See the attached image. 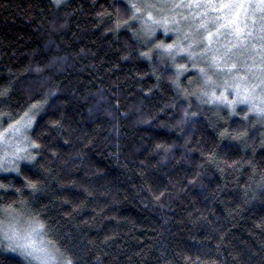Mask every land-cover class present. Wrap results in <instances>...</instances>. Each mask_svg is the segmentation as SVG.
Segmentation results:
<instances>
[{
    "label": "trees",
    "instance_id": "trees-1",
    "mask_svg": "<svg viewBox=\"0 0 264 264\" xmlns=\"http://www.w3.org/2000/svg\"><path fill=\"white\" fill-rule=\"evenodd\" d=\"M130 16L127 1L0 0V115L40 106L35 159L0 175V223L42 222L61 264H264V122L186 97L170 60L139 55L176 34L146 44L116 27ZM0 264L27 263L0 245Z\"/></svg>",
    "mask_w": 264,
    "mask_h": 264
},
{
    "label": "snow or ice",
    "instance_id": "snow-or-ice-1",
    "mask_svg": "<svg viewBox=\"0 0 264 264\" xmlns=\"http://www.w3.org/2000/svg\"><path fill=\"white\" fill-rule=\"evenodd\" d=\"M61 2L62 0H55L57 6ZM129 7L131 9L129 20L121 22L117 19L116 27L119 28L122 24L125 27H129V21H139L141 29L139 32H134L133 34L137 39H143V42L146 44L149 43L148 38L154 35L157 26H165V31L167 32L170 30L166 27L169 23L176 25L174 29H171L177 33L176 41L167 45L163 43L154 44L147 51L140 52L139 55L152 60L153 52L155 51L160 63H164L167 59L175 64L177 56L181 53L186 54L188 59L192 61V67L198 69L199 78L203 82V86L200 87L198 92L196 90L189 92L187 89L180 88L178 83L179 75L187 72L188 67L184 64L176 65L177 80H174L173 83L184 92L186 97L196 95L197 99L204 103L219 101L230 106L233 112L235 111V104L246 103L249 105L248 111L254 113L260 122H264V95L260 96L259 104L255 102V97L250 98V95H242V93L249 92V87L253 90L259 87L262 93H264V0H219V2L217 0H155V2H152V0H142V2L130 0ZM180 9H187L189 15L185 16L183 12L178 11ZM208 9L218 13V15L206 19ZM153 10L157 14L168 13L170 14V18L169 15H164L160 19H157ZM257 12L259 13L258 28L256 27ZM189 18H191L192 25L195 26V31H186L181 36L182 29L180 22L181 20H189ZM197 18H199V22H197ZM249 18L252 19L251 27L248 24ZM209 24L215 28V33L209 29ZM222 29L227 30L233 36L235 43L230 41L222 45V49L213 48L212 37L213 35L222 34ZM203 33H207V36H204ZM205 40L207 43H204ZM196 47L200 48L199 52L195 50ZM258 50L261 54V64L258 68L260 75L256 77L259 80V84L249 85L247 74L240 76L239 73L242 69H247L250 72L252 66L246 64L238 66L237 59L234 58L243 56L247 51L256 52ZM199 60H205L207 62L206 67L199 66ZM221 75L224 77L222 85L213 79V76ZM229 80L233 82L229 83ZM192 83L193 81L189 80V84ZM219 88H223V91L217 95L216 89ZM207 89L212 90L208 91ZM229 89L235 93L233 100H228L225 94ZM6 92L7 89L0 90V96L5 95ZM39 111L40 106L34 104L24 113L20 120L16 121V127L9 125L14 134L20 133L21 136L15 151L12 153L18 160H34L35 157L31 155L30 150H38L40 148L38 143L31 140L21 131L22 129L31 127ZM188 115L194 116L196 113L185 111V116ZM245 119H248L247 115ZM224 135L225 133L222 132L221 136ZM245 135L246 133H241L238 137L234 138L239 139ZM2 138L3 133H0V139ZM19 153H24V155H19ZM209 159H212V157H209ZM237 163L240 162H234L233 166ZM0 170H8L3 166L2 162H0ZM11 170L16 171L18 175L20 174L18 167L14 166ZM261 179L264 181V176ZM261 186L264 187V184ZM3 187L5 185L0 184V188ZM29 187L34 190L37 189V185L31 182H29ZM35 223L38 229H44L45 225L42 222L36 220ZM37 228H33L31 233L20 237L23 243L17 246L23 250L25 255L39 260L40 264H51V262L55 261V256L46 247H37V241L32 238L33 234L37 232ZM8 238L12 239V237ZM66 264H71V261L68 260Z\"/></svg>",
    "mask_w": 264,
    "mask_h": 264
},
{
    "label": "rangeland",
    "instance_id": "rangeland-1",
    "mask_svg": "<svg viewBox=\"0 0 264 264\" xmlns=\"http://www.w3.org/2000/svg\"><path fill=\"white\" fill-rule=\"evenodd\" d=\"M53 1L55 2V0H53ZM65 1H67V0H62L61 4L64 3ZM118 1H124V2L127 1L128 5L130 3V0H118ZM133 2H142V0H133ZM152 2H155V0H152ZM217 2H219V0H217ZM178 11L183 12V14L185 16L189 15V12L187 9H180ZM201 11H204V10H201ZM153 12H154V15H156L157 19H160L164 15H169V18H170V14H168V13L157 14L155 12V10H153ZM216 15H218V13L213 12L211 9H208L207 10V17H205V18L207 19L210 17H214ZM256 16H257L256 27L258 28L259 27V21H258L259 13L258 12L256 13ZM177 18L179 19V17H177ZM242 19H243V17H242ZM129 22L131 24H134L135 26H137L138 30L140 31L141 23L139 21H129ZM197 22H199V18H197ZM248 24L250 27L252 26V19L251 18H249ZM190 25H191V27H190ZM166 27L168 29H170L169 31H167L168 33L176 34V37L174 36V39H173L176 41L177 33L175 31L171 30V29H174L176 27V25L169 23ZM180 27L182 29L180 35H182L186 31L187 32L195 31V26L192 25L191 18H189V20H181ZM209 29L215 33V28L211 24H209ZM163 30L165 31V26H157L154 35L156 33H158L159 31L163 32ZM221 33L222 34H220V35H213V37H212V40H213L212 47L213 48H221L222 49V45L227 44L230 41L232 43H235L233 36L227 30L222 29ZM154 35L148 38L149 42L152 41V38H154ZM203 35L207 36V33H203ZM204 43H207V41L205 40ZM195 50L197 52H199L200 48L196 47ZM154 53H155V51H154ZM209 55H211V53H209ZM186 56H187L186 54L181 53L179 56H177L175 64L178 63L181 59H185ZM234 59H237L238 66L244 65V64H246L248 66H252L250 72H248L247 69H242L240 71L239 75L245 76L247 74V79H248L249 85L259 84V80L256 78L260 75V73L258 71V68L261 64V54H260L259 50L256 52L247 51L244 53L243 56H241L239 58H234ZM170 63L173 66V69L175 72L177 69L175 67V64L171 60H170ZM190 64L192 65V61H190ZM199 64L202 65L203 67H206L207 62L205 60H199ZM193 70H196V72H197V75H196V79H197L196 85L197 86L195 87V90L198 92L200 87L203 86V82L199 78L198 69L193 68L192 66L189 65L188 71H193ZM213 79L217 80V82L221 85L224 82V77L222 75L221 76H213ZM232 82L233 81L229 80V83H232ZM207 90L211 91L212 89H207ZM221 91H223V88L216 89V94L219 95ZM225 94L227 95L228 100H233V98L235 97V93L231 89H229V91ZM245 94L250 95V98L255 97L256 98L255 102L257 104L260 103V100H259L260 96L264 95V93H262V91H261V88H259V87L256 88L255 90H253L251 87H249L248 93H242V95H245ZM195 98H196V95H195ZM205 99H207V98H205ZM206 104H208V106L217 105V107L219 109H222L220 107V106H222L225 109L229 110L230 112H233L232 108L230 106H228L224 103H220L219 101L214 102V103H206ZM234 107H235V112H239V111L242 112V111H247L249 108V105L246 103H238V104H235ZM252 114L255 115L254 113H252ZM23 115L24 114L19 116L17 119L10 118L4 114L0 115V133H3V138L0 139V162H2L3 166L8 169L7 171L0 170V175H4V174L7 175V174L15 173V171L11 170L14 166L15 167H19L20 165L29 166V165H31V163L33 161V160H31V161L18 160L16 158V156L12 155V153L15 151L17 144L20 141L21 136H20V133L14 134L13 130L9 128V125H13V127H16V121L20 120ZM34 121H35V118L33 120L31 127L21 130L29 138H30V132L32 131V128H33ZM30 151H31V155H32L33 150H30ZM19 155H24V153H19ZM6 216L7 217L4 220V222L2 221L0 223V245L3 246V250L6 252H12V253L18 255L27 264H40L39 260H35L32 257L25 255L23 253V250L17 246L18 244L23 243V240L20 239V237H23V236L27 235L28 233H31L33 228H37V225L34 222H32L29 218H27L25 216L21 217L20 214L18 215L16 213H13V214L7 213ZM8 237H12V239H9ZM32 238L37 241V247H46L55 256V261L51 262V264H61L62 261H60L59 255L46 242V239H45L44 234H43V230L37 228V232L33 234ZM13 249H15V250H13Z\"/></svg>",
    "mask_w": 264,
    "mask_h": 264
}]
</instances>
